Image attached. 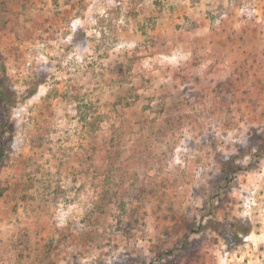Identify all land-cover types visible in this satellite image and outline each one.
Instances as JSON below:
<instances>
[{
	"label": "rangeland",
	"instance_id": "374dc122",
	"mask_svg": "<svg viewBox=\"0 0 264 264\" xmlns=\"http://www.w3.org/2000/svg\"><path fill=\"white\" fill-rule=\"evenodd\" d=\"M0 83V264H264V0H0Z\"/></svg>",
	"mask_w": 264,
	"mask_h": 264
},
{
	"label": "trees",
	"instance_id": "16d2710c",
	"mask_svg": "<svg viewBox=\"0 0 264 264\" xmlns=\"http://www.w3.org/2000/svg\"><path fill=\"white\" fill-rule=\"evenodd\" d=\"M12 92L9 90V88L4 84L0 83V102H1V108L3 113V120L1 121V129H0V175H1V170L3 166L5 165V162L7 160V157H9V149H10V137H6V129L8 126H13L12 125V120H11V105H12ZM231 159V158H230ZM222 173L223 177L225 179H233L235 177V174L239 169H241L240 166L235 165L236 162L235 160H225L222 162ZM1 193V192H0ZM218 226H221L222 223L219 221L216 222ZM217 230H219L220 234L225 237V239L229 242L230 239V234L233 232L234 234L238 235L240 232V229L237 227V223L233 222L230 226L224 228V229H219L216 227ZM188 244V243H187ZM185 244L184 246H186ZM177 249H172L166 254H161L158 259V264H178V262L175 261V257L177 254H175V251ZM173 255V257L170 258V256Z\"/></svg>",
	"mask_w": 264,
	"mask_h": 264
}]
</instances>
